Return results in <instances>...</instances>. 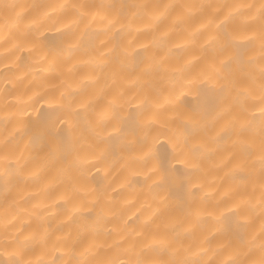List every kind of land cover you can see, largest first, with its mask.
I'll return each mask as SVG.
<instances>
[{
    "label": "bare ground",
    "instance_id": "obj_1",
    "mask_svg": "<svg viewBox=\"0 0 264 264\" xmlns=\"http://www.w3.org/2000/svg\"><path fill=\"white\" fill-rule=\"evenodd\" d=\"M0 264H264V0H0Z\"/></svg>",
    "mask_w": 264,
    "mask_h": 264
}]
</instances>
